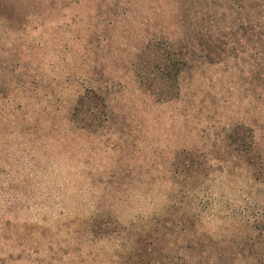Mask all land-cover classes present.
Wrapping results in <instances>:
<instances>
[{"label": "rangeland", "instance_id": "374dc122", "mask_svg": "<svg viewBox=\"0 0 264 264\" xmlns=\"http://www.w3.org/2000/svg\"><path fill=\"white\" fill-rule=\"evenodd\" d=\"M19 3L35 27L1 43L25 83L0 93V104L34 108L18 131L8 128L13 115L0 122V264H113L120 247L88 241L82 220L94 209L121 223L157 213L167 199L161 190L169 186L163 173L171 152L196 145L195 159L207 150L215 156L211 140L231 123L250 126L264 149V85L250 79L244 59L198 65L168 85L167 100L145 92L139 69L130 70L144 64L148 43L179 35L177 0ZM84 54L106 59L105 80L118 100L112 124L95 135L80 132L67 112ZM218 179L213 191L232 213L209 223L220 233L234 227L244 205V176Z\"/></svg>", "mask_w": 264, "mask_h": 264}, {"label": "trees", "instance_id": "16d2710c", "mask_svg": "<svg viewBox=\"0 0 264 264\" xmlns=\"http://www.w3.org/2000/svg\"><path fill=\"white\" fill-rule=\"evenodd\" d=\"M177 4L179 35L174 31L165 42L148 43L144 64L130 67L139 69L136 74L140 82H146L140 84L145 92L170 99L167 87L182 74L200 64L229 59H244L250 79L264 85V0H177ZM27 9L19 0H0L2 95L15 93L25 83L11 67V54L1 41L33 25V13ZM77 60L83 78L76 76L73 65L72 76L81 85L69 92L67 112L80 132L95 135L112 124L118 100L105 80L111 73L104 57L84 54ZM6 103L0 104V122L6 120L3 116L13 115L8 128L18 131L25 121L22 114L33 111L34 104ZM195 147L171 152L163 173L169 186L161 190L167 199L157 213L121 223L114 212L94 209L82 220L89 242L120 247L111 257L113 264H264V149L253 129L243 123L229 124L211 140L215 156L207 150L201 161L194 157ZM236 174L244 176V205L232 217L230 231H213L208 226L213 219L225 221L232 214L219 203L213 191L215 180Z\"/></svg>", "mask_w": 264, "mask_h": 264}]
</instances>
